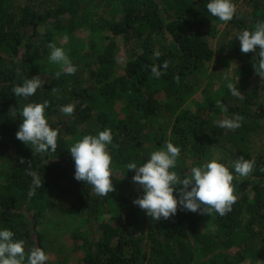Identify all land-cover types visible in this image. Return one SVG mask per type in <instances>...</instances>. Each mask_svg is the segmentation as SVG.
Masks as SVG:
<instances>
[{
	"label": "trees",
	"instance_id": "trees-1",
	"mask_svg": "<svg viewBox=\"0 0 264 264\" xmlns=\"http://www.w3.org/2000/svg\"><path fill=\"white\" fill-rule=\"evenodd\" d=\"M103 1H116L119 9L102 25L90 21L105 41L99 53L90 56L91 82L69 84L63 76H51L25 98L12 90L30 79L26 69L42 57L52 36L43 29L73 31L84 7L79 6L81 0H0V153L11 162L9 183H0V227L24 240L27 253L33 247L45 250L37 225L46 210L86 218L110 214V219L96 223L97 235L73 233L79 253L66 264H240L246 259L264 264V99H251L248 92L252 79L261 78L264 93V73L254 70V53H241L236 38L264 21V0H251L243 15L237 10L223 32L227 50L236 59L243 98L232 96L224 85L205 106L194 109L188 99L199 85V72L214 59L222 23L207 11V0ZM39 34L44 43L36 45ZM156 49L161 52L158 58L153 55ZM164 61L168 67L157 79L150 66ZM44 100L50 102L48 123L59 134L55 152L39 153L15 133L22 107ZM72 103L74 113L60 111ZM222 113L242 118L227 142L221 141L224 128L216 118ZM105 128L113 134L108 151L114 190L97 196L91 185L74 179L68 150L84 135ZM168 141L181 148L175 171L182 176L211 159L228 166L237 200L224 216L179 209L159 221L146 215L147 230L138 233L140 212L145 211L133 200L142 195V187L126 165L142 163ZM240 157L255 161L248 177L231 167Z\"/></svg>",
	"mask_w": 264,
	"mask_h": 264
},
{
	"label": "clouds",
	"instance_id": "clouds-1",
	"mask_svg": "<svg viewBox=\"0 0 264 264\" xmlns=\"http://www.w3.org/2000/svg\"><path fill=\"white\" fill-rule=\"evenodd\" d=\"M206 9L223 22L231 21L236 13L233 0H207ZM236 38L240 42L241 53H254V70L259 75L264 73V21H257L253 29L242 30ZM62 39L67 40V34ZM48 48L49 62L61 67V71L56 73L57 77L62 73L75 74L77 66L72 63L64 48L51 42ZM153 55L160 57V50H154ZM167 67L168 61H164L161 65H151L150 71L159 79ZM224 80L231 95L242 99L237 80L230 78L228 73L224 74ZM43 84L39 76H34L26 78L23 84L16 85L12 91L18 97L27 98L33 96ZM49 103L44 100L25 104L20 113L22 121L15 133L18 140L39 153L55 152L57 149L59 130L50 126L45 115ZM60 111L70 115L74 113L75 105H62ZM241 119L239 114H235L232 118L219 120L218 125L235 130L241 126ZM112 142V130L105 128L95 134L84 135L68 150L74 161V179L91 185L97 196H107L114 190L111 179L112 156L108 151V145ZM180 156V146L168 141L163 147L152 151L142 163H127V170H134L133 181L142 187V195L135 198L133 204L155 221L175 215L178 209L207 215L216 213L220 216L230 212L237 196L233 184L234 174L229 167L217 159H211L192 166L190 175L182 176L175 171ZM254 165V160L243 157L231 162L235 174L240 177H248ZM14 237L15 233L11 229L0 227V264H47L49 257L42 248L33 247L26 253L24 240Z\"/></svg>",
	"mask_w": 264,
	"mask_h": 264
},
{
	"label": "rangeland",
	"instance_id": "rangeland-1",
	"mask_svg": "<svg viewBox=\"0 0 264 264\" xmlns=\"http://www.w3.org/2000/svg\"><path fill=\"white\" fill-rule=\"evenodd\" d=\"M18 3H23L24 0H14ZM251 0H233L240 15L247 12L248 7L252 5ZM75 2V1H74ZM250 2V3H249ZM83 6L81 18L77 19L76 26L71 32L54 30V27L44 28L43 31L49 30L52 33L50 41L41 58L34 64L30 65L26 71L29 78L39 76L42 80L51 76L56 77V73L61 71L60 65L49 62L48 55L50 49L49 43H54L58 47H62L67 52L70 60L77 66L75 74L62 73L68 83H77L78 85H87L91 82L90 64L92 61L91 54L99 53L100 46L105 42L103 34L98 33L93 29L90 21H93L96 26L102 25L111 21L117 14L119 3L116 1L108 2L101 0H81L79 6ZM86 16L85 18H83ZM51 26V25H50ZM229 27L228 22H223L219 26V32L214 40V59L206 64L203 70L198 74L199 85L192 92L190 98L191 106H205L216 94L221 90L222 86L226 85L224 74L228 73L230 78L238 81L237 64L235 57L227 50L223 32ZM104 33V32H103ZM42 34V32H41ZM36 36L35 44L41 45L44 43L42 35ZM67 34L68 39L62 37ZM261 78L252 79L248 92L251 99H264V93L261 89ZM75 105V103H72ZM234 116V115H233ZM217 119L228 118L226 113H222ZM251 117H246L247 122ZM234 130L225 129L221 141L227 142ZM256 148V146H254ZM254 151V150H253ZM7 155L0 153V183H9L8 174L11 167V162ZM140 224L137 232H145L147 230L146 213L140 212ZM102 218L110 219V214H105L101 217L86 218L85 216L64 214L57 210H46L39 220L37 230L41 233L44 243L45 252L48 254L47 264H66L71 263L78 256V250L74 247L72 235L74 232H81L86 235H97L95 226ZM209 226L206 224L205 228ZM240 264H253L249 259Z\"/></svg>",
	"mask_w": 264,
	"mask_h": 264
}]
</instances>
